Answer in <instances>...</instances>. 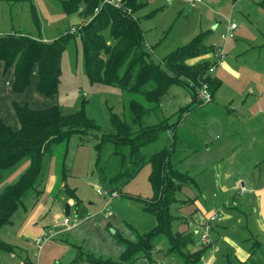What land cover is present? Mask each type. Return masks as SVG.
Segmentation results:
<instances>
[{"label":"rangeland","instance_id":"obj_1","mask_svg":"<svg viewBox=\"0 0 264 264\" xmlns=\"http://www.w3.org/2000/svg\"><path fill=\"white\" fill-rule=\"evenodd\" d=\"M63 1L0 0V34L13 32L41 36L47 42L65 36L71 26H79L86 21L76 13L68 14L62 5ZM144 1L145 6L136 15L144 32L149 59L160 63L171 51L188 44L203 33H206L204 37L206 45L215 49H224L223 64L219 63L221 58L215 51L187 61L190 64L202 60L213 62L208 74L222 81L221 87L215 96L212 95L210 102L195 104L187 115L184 130L191 132L194 138L188 140L185 138L186 141L183 143L188 141L199 149L197 151L190 149L189 155H186L179 164V168L188 171L199 184L200 189H196L195 183L190 186L196 192L198 199L210 203L214 200L213 193L217 191L215 182L218 160L230 155L243 138L241 130L234 131L239 123H227L230 115L235 116L236 112L241 116L264 115L262 113L264 111V6L262 5L264 0H203L195 4L188 0ZM231 22H236L239 27L235 30V37L225 40L223 33ZM0 71V91H6V103L9 104V107L5 108L0 101V115L15 127L19 122L12 106L13 100L21 103L29 102L30 105L40 107L57 103L65 113H72L80 109L85 99L87 115L102 126L104 131L112 127L111 110L121 117L126 113L122 102V91L118 87L91 83L89 80L85 69L82 42L77 37H70L63 54L61 82L58 94L54 98L49 99L37 91L35 78L33 85L27 91L14 93L10 84L12 75L6 78L3 76V69ZM202 82H192L195 85L197 99H200L199 92L205 85ZM31 90L34 91V95H28V99L24 100V96ZM209 91L211 93L210 89ZM192 96L186 86L178 84L171 86L163 101L162 112H159L160 117L165 115L170 116L172 121L177 120L181 115L178 111L190 109L197 100ZM226 109L231 112L227 113ZM97 141L95 134L71 135L67 155L69 169L67 184L74 188L80 204L78 206L73 204L70 214L67 215L70 219L67 227L53 233L51 239L42 244L41 249L35 246L33 240L30 243L31 235L24 233L29 216L39 205L43 206L42 211L29 227L41 236L42 216L46 217L44 224L54 223L53 212L49 208L52 207L53 195L58 189L56 187L51 194L49 185L52 182V175L54 173L57 175V159L59 160L63 155L64 146L61 144L55 150L53 157L48 158L45 163V176L40 184V189L43 190L40 199L36 201L33 196L28 198L15 212L13 223H8L0 229L2 240L19 246L25 252L18 254L0 250V264H92L88 260L90 256L105 261H120L125 250L123 238L135 240L138 232H148L156 226V216L146 210L144 204L153 195L149 179L151 165L146 164L133 180L122 187L124 195L110 196L99 193L98 188L103 191L108 189L96 167L97 151L94 145ZM30 162V157L26 156L18 164L2 171L0 194L6 186L20 178ZM190 195L188 189H182L177 192V199H185ZM69 199L70 197L65 194L64 200L61 199L59 204L55 202L53 207L58 206L60 211L63 209L64 212ZM82 206L87 210V216L84 218H81ZM46 208L50 211L45 210ZM195 208L194 201L185 204L174 202L171 205L174 215L191 213ZM105 212L110 214L109 218H104ZM172 229L182 231L188 229V224L181 219H175ZM252 241L253 239L250 238L249 243ZM155 247L162 249L153 257L156 262L142 256L134 264L178 263V260L166 251L168 247L166 235L157 238ZM255 248L256 253L257 249L263 247L255 246ZM254 263L253 260L252 264ZM215 264L231 263L225 255L220 254L219 261Z\"/></svg>","mask_w":264,"mask_h":264},{"label":"trees","instance_id":"obj_2","mask_svg":"<svg viewBox=\"0 0 264 264\" xmlns=\"http://www.w3.org/2000/svg\"><path fill=\"white\" fill-rule=\"evenodd\" d=\"M118 1L120 7L104 3V0H64L62 5L66 12L76 13L86 22L75 26L76 32L70 31L71 26L65 36L52 42L41 36L13 32L0 34V70L3 69L6 78L12 75L10 84L14 93L27 91L35 78L37 91L49 99L54 98L61 82L62 57L70 37L74 36L82 42L85 69L91 83L118 87L122 91L126 111L121 117L111 110L112 127L104 131L87 115L85 99L80 109L72 113H65L57 103L40 107L13 100L18 126H13L0 115V177L4 169L13 167L26 156L31 162L20 178L0 194V229L11 223L15 212L39 191L45 175V163L61 144L64 151L56 162V196L66 193L80 204L75 190L67 184L69 141L73 133L95 134L98 140L94 145L97 171L110 193L122 192V187L133 180L146 164L151 165L149 179L153 195L146 201L145 208L156 216L157 224L148 232H138L135 240L123 238L125 250L120 261L90 256L89 262L134 264L142 256L156 262L153 258L155 242L159 236L166 235L171 255L178 256L183 264L199 263L213 243H200V248L192 252L189 246L195 241L194 232L173 231L175 219L186 223L188 220L174 215L171 205L185 202L177 199V192L196 182L188 171L179 168L190 149H199L188 141L183 143L194 138L191 132L184 130L186 117L195 104L206 103L197 99L192 82L203 81L212 95L222 85L218 77L208 74L213 62L202 60L190 64L187 61L216 49L205 44L206 33H203L171 51L160 63L154 62L149 59L144 32L136 15L146 2ZM177 84L186 86L197 100L190 109L179 110L181 115L177 120L172 121L165 115L161 118L159 112H162L166 94L171 86ZM220 221L213 222V227ZM253 245L251 254L255 253L257 246L254 242ZM0 250L16 253L17 246L0 238Z\"/></svg>","mask_w":264,"mask_h":264},{"label":"crops","instance_id":"obj_3","mask_svg":"<svg viewBox=\"0 0 264 264\" xmlns=\"http://www.w3.org/2000/svg\"><path fill=\"white\" fill-rule=\"evenodd\" d=\"M215 52H217V48ZM32 94L34 95L33 90L25 95L23 99L27 100V96H33ZM5 96L6 91H0L1 104L5 108H8L9 104L6 103ZM227 109H230V107H227ZM227 109V113H230L231 110L228 111ZM236 113L235 116L230 115V120H228L227 123H239V126L234 131L241 130L243 138L230 155L225 158H220L218 164H216L218 169L215 182L217 191L213 193L214 200L210 203L206 202V200H204V202L200 201L198 196H196V192L190 188V186L194 184L183 187V189H188L191 195L188 196V198L180 200L185 201L183 202L184 204L194 201L196 205V208L191 213L188 212L181 215L188 220V229L182 231H193L195 234V241L189 246L192 252L200 248L197 230H199V228L201 229L211 213L215 211L222 213V220L220 223L216 224L214 227L212 224L214 230L212 229L211 233L214 241L210 251L202 257L199 263L195 264H215L216 261H219L220 254L225 255L231 264H252L253 260L255 262L254 264H264V115L253 114L241 116L238 112ZM262 113H264V111H262ZM42 182L43 180L41 184ZM56 184L57 175L54 173V175H52V182L49 185L51 194L55 191ZM195 185L197 187L196 189H200L197 182H195ZM241 185H245L247 190L242 192ZM40 187L41 185L37 193L31 195L36 198V201L40 199L41 193L43 192ZM65 194L66 193H63L60 197L56 196V194L53 195L52 207L49 208L53 212V224H49L48 222L44 224L46 217L42 216L41 221L43 222L40 225V234L41 236L46 234L48 237L47 241L51 239L53 233H57L67 227L68 223L61 219L65 211L62 212L63 209L60 211V207L58 206L53 207L55 202L59 204L61 199L64 200ZM121 194L124 195L122 192H119L118 195ZM69 203L71 208L74 203L76 206L79 205L74 198H70ZM24 207L25 210H27V206L25 205ZM42 207V205H39L26 222L27 225L24 229V233L31 235L30 243L32 240L34 242L36 238L41 237L39 233H35L29 226H31L33 221L40 215ZM63 207L64 205L62 208ZM80 209H82L81 218L87 216L86 208L82 206ZM45 210H47V208ZM47 211L45 214H47ZM11 223H13V219ZM99 224L102 225L101 222H99ZM250 238L253 239L252 243H249ZM253 242L258 248H263L257 249L256 253L251 254V246H254ZM161 250V248H155V253ZM168 250L169 248L167 247L166 251L171 255ZM22 252L25 251H22L21 248L17 246L16 253L21 254ZM173 258L178 260V263L175 264H183L178 256L174 255Z\"/></svg>","mask_w":264,"mask_h":264},{"label":"built area","instance_id":"obj_4","mask_svg":"<svg viewBox=\"0 0 264 264\" xmlns=\"http://www.w3.org/2000/svg\"><path fill=\"white\" fill-rule=\"evenodd\" d=\"M190 3L192 4H195V3H199V2H202V0H188ZM104 3H111V4H114L115 6H118L120 7V3L118 0H104ZM239 27V25L236 23V22H231L230 25L228 26L227 30L223 33V38L225 40L229 39V38H232V37H235V30ZM71 32H76L77 29L75 26H73L70 30ZM217 52H218V55L219 57L221 58L220 60V64H223V60H222V57H223V54H224V49L220 48L217 49ZM199 97L202 101L204 102H210L211 98H212V93H210L209 91V88L207 86V84H205L200 92H199ZM247 190V187L245 185H241V191L244 192ZM97 191L99 193H104L105 195H110V196H115V195H118L119 192L115 191V192H112L110 193L109 191L105 190L103 191L102 189H97ZM105 218H108L110 216L109 213L105 212L104 214ZM217 220H222V213L218 212V211H215L213 213H211L206 221L204 222V224L202 225L201 229L197 230V232L199 233V241L200 243H203V244H212L213 243V237H212V234H211V229H212V224L214 221H217ZM64 222L66 223H69L70 222V219L69 217H64L63 219ZM48 239V237L46 236V234L44 236H41V237H38L34 240L36 246L41 249L42 248V244L44 242H46ZM160 264V263H158ZM161 264H165V263H161Z\"/></svg>","mask_w":264,"mask_h":264},{"label":"water","instance_id":"obj_5","mask_svg":"<svg viewBox=\"0 0 264 264\" xmlns=\"http://www.w3.org/2000/svg\"><path fill=\"white\" fill-rule=\"evenodd\" d=\"M70 208H71L70 203H67L65 206V215L64 216H67L70 214V212H71ZM64 216H62L61 219H64Z\"/></svg>","mask_w":264,"mask_h":264}]
</instances>
